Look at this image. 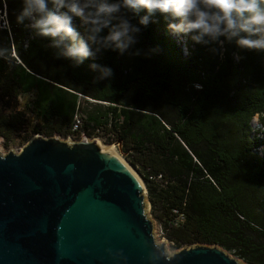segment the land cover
I'll list each match as a JSON object with an SVG mask.
<instances>
[{
	"label": "trees",
	"instance_id": "16d2710c",
	"mask_svg": "<svg viewBox=\"0 0 264 264\" xmlns=\"http://www.w3.org/2000/svg\"><path fill=\"white\" fill-rule=\"evenodd\" d=\"M203 3L0 0V137L119 142L174 249L264 264V0Z\"/></svg>",
	"mask_w": 264,
	"mask_h": 264
},
{
	"label": "water",
	"instance_id": "95a60500",
	"mask_svg": "<svg viewBox=\"0 0 264 264\" xmlns=\"http://www.w3.org/2000/svg\"><path fill=\"white\" fill-rule=\"evenodd\" d=\"M146 201L111 144L34 134L0 154V264H247L203 243L168 253Z\"/></svg>",
	"mask_w": 264,
	"mask_h": 264
},
{
	"label": "rangeland",
	"instance_id": "374dc122",
	"mask_svg": "<svg viewBox=\"0 0 264 264\" xmlns=\"http://www.w3.org/2000/svg\"><path fill=\"white\" fill-rule=\"evenodd\" d=\"M78 2H82V0H77ZM61 0H57V3H60ZM197 2V0H180V4H187L189 3V6H185L183 8V11L180 12V14L178 15V17L181 19V17H185L187 22H192V21H198L201 18L205 17V11L206 9L209 7L208 4L203 3L202 7L203 9H199L198 7H196V5H193V3ZM55 10H57V7H55ZM178 21H174V27L179 28V26L177 25ZM173 36L176 37V41L180 42V47L183 53H185V51H187V49L185 48L183 42L190 40L191 36H192V32L190 30H183V31H177V30H173ZM220 43V41L218 42ZM27 98L26 96L24 98L20 99V102H22L23 99ZM86 100V102H89L87 99L88 97L85 96H81L82 102L84 103V99ZM84 104H82L83 106ZM252 126L254 127H258L259 123L257 122V116L255 115L251 121ZM56 135V134H55ZM43 136V135H42ZM54 136V135H52ZM60 139H66V137H62L57 135ZM45 137V136H43ZM97 139H99L100 141H102L103 143L106 144H111L112 148L122 156V154L119 152L118 146L117 144H112L113 142H108L105 140L104 137H102L101 135L99 136H94ZM92 138V137H90ZM23 141L20 139V137H14L12 138L10 141L4 140L3 138L0 137V154H5L6 152H8L10 146L12 147V151L14 152H18L20 150V148L23 145ZM123 157V156H122ZM147 202V201H146ZM148 203V202H147ZM147 214L149 215V218L152 220L153 222V233H154V238L156 240V242H160V239L162 238L163 240H165V249L168 253L173 252L174 249L171 246V242L168 240V238L164 235L163 231L160 230V224L158 222V220L154 217L153 213L151 212V208H150V203H148V210H147ZM227 254L237 258L236 256H234L232 253H230L229 251H226ZM240 261H242V259L237 258Z\"/></svg>",
	"mask_w": 264,
	"mask_h": 264
},
{
	"label": "built area",
	"instance_id": "2783aa9c",
	"mask_svg": "<svg viewBox=\"0 0 264 264\" xmlns=\"http://www.w3.org/2000/svg\"><path fill=\"white\" fill-rule=\"evenodd\" d=\"M77 125H78V121L77 123H74L73 128H77ZM68 137H72V136H68Z\"/></svg>",
	"mask_w": 264,
	"mask_h": 264
},
{
	"label": "bare ground",
	"instance_id": "6f19581e",
	"mask_svg": "<svg viewBox=\"0 0 264 264\" xmlns=\"http://www.w3.org/2000/svg\"><path fill=\"white\" fill-rule=\"evenodd\" d=\"M111 148H112V146H111Z\"/></svg>",
	"mask_w": 264,
	"mask_h": 264
}]
</instances>
